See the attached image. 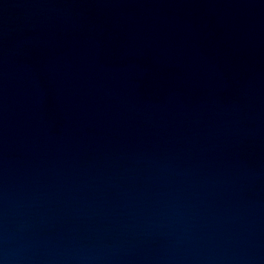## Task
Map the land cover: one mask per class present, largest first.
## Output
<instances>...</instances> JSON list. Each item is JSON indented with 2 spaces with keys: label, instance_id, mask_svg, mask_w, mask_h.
<instances>
[{
  "label": "water",
  "instance_id": "1",
  "mask_svg": "<svg viewBox=\"0 0 264 264\" xmlns=\"http://www.w3.org/2000/svg\"><path fill=\"white\" fill-rule=\"evenodd\" d=\"M0 264H264V0H0Z\"/></svg>",
  "mask_w": 264,
  "mask_h": 264
}]
</instances>
